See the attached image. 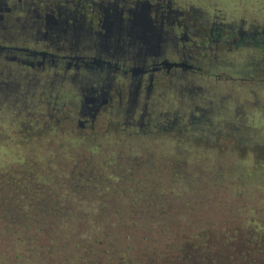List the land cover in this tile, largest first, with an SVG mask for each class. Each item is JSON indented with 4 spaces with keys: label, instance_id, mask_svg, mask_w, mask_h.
<instances>
[{
    "label": "rangeland",
    "instance_id": "obj_1",
    "mask_svg": "<svg viewBox=\"0 0 264 264\" xmlns=\"http://www.w3.org/2000/svg\"><path fill=\"white\" fill-rule=\"evenodd\" d=\"M199 85V96L177 105L163 95L157 109L174 115L175 125L139 135L103 117L80 131L64 117L67 107L47 117L29 91H0V264H85L82 251L101 231L96 220L119 246L145 237L148 248L138 252H162L181 235L227 237L220 253L242 264L234 234L264 244V90L249 81ZM193 105L200 109L189 118L181 109ZM125 172L120 182L101 181L112 191L100 196L79 181Z\"/></svg>",
    "mask_w": 264,
    "mask_h": 264
},
{
    "label": "flooded vegetation",
    "instance_id": "obj_2",
    "mask_svg": "<svg viewBox=\"0 0 264 264\" xmlns=\"http://www.w3.org/2000/svg\"><path fill=\"white\" fill-rule=\"evenodd\" d=\"M228 1L0 0V91H29L47 117L67 107L80 131L99 117L165 131L176 117L157 109L163 95L190 101L208 81L264 90V0Z\"/></svg>",
    "mask_w": 264,
    "mask_h": 264
},
{
    "label": "trees",
    "instance_id": "obj_3",
    "mask_svg": "<svg viewBox=\"0 0 264 264\" xmlns=\"http://www.w3.org/2000/svg\"><path fill=\"white\" fill-rule=\"evenodd\" d=\"M129 176L130 172H125L118 175L103 174L101 179L85 175L84 177L86 178L79 181L83 182L82 190L86 191L87 194L100 196L112 191L109 190L107 186L100 185L101 181H104V183L111 181L115 183L116 181H113V179L117 178L120 182ZM95 181L98 182L99 186H96ZM91 187L93 188L90 189ZM111 188L115 189L114 187ZM118 190H121V188L119 187ZM72 204L74 206L76 202ZM80 218L81 219H72L71 223L84 221L82 216ZM54 221L57 222L56 220H53L50 222V224H53ZM159 225L161 224H156V226ZM111 227L114 228V225H112ZM37 228L43 229L44 226H38ZM94 228L98 231L99 229H101V231L97 232V237L95 236V238L92 240V244H86V250L82 251L86 253V258L84 260L85 264H185L184 262L186 260V264H228V261L225 259L232 258V256L230 257V254L228 253H220V251L226 250L225 245H228L229 243L227 237H219L218 240L212 241L213 238L210 234H204V236H195L192 234L189 237L187 235H181L180 238H177L176 236L175 239L166 240V247H168V249H165L162 252L160 250H151L150 252L146 253L138 252L139 249L148 248L147 241H145L147 239L145 237L138 240L141 242L145 241L143 247L139 246L140 243L138 241L135 243L136 246L134 247L133 242H135L136 240L128 241L124 245L119 246V244H115L111 239H108L111 238L110 232L108 231L109 228L104 225V222L102 220H96ZM155 230L157 231L158 227H156ZM115 232H118V230H113L111 233ZM161 232H163V228H161L160 231H157L159 236L161 235ZM231 238H233V240L236 242V246L238 247V249L236 250L237 254L240 253L239 255L235 256V259H237L236 261L239 260V263L242 264H264V244L257 242L256 235H252V237L250 236L249 238L244 239V236L234 234V236H232ZM235 242L233 243L235 244ZM213 246H217V249L210 250L209 248ZM250 247V251L241 250L242 248L249 250L248 248ZM174 248H176L177 251H175ZM179 251L181 252L177 254V252ZM226 255L229 256L226 257ZM222 256L224 257L222 258Z\"/></svg>",
    "mask_w": 264,
    "mask_h": 264
}]
</instances>
